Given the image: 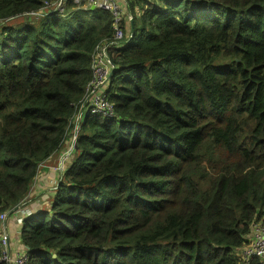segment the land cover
<instances>
[{"label": "trees", "instance_id": "obj_1", "mask_svg": "<svg viewBox=\"0 0 264 264\" xmlns=\"http://www.w3.org/2000/svg\"><path fill=\"white\" fill-rule=\"evenodd\" d=\"M53 1L0 0L7 217L28 210L41 166L67 150L95 50L113 37L108 12L74 0L63 14L44 8ZM123 1L133 27L107 47L113 116L77 123L49 209L21 224L19 255L28 264H259L238 255L253 223L264 225V0Z\"/></svg>", "mask_w": 264, "mask_h": 264}, {"label": "built area", "instance_id": "obj_2", "mask_svg": "<svg viewBox=\"0 0 264 264\" xmlns=\"http://www.w3.org/2000/svg\"><path fill=\"white\" fill-rule=\"evenodd\" d=\"M64 0H54L53 3L45 2L44 8L53 7L59 13H63ZM79 7L86 10L90 7L108 12L112 17L113 37L109 42H102L94 53L92 60V80L86 87V93L84 103L80 109V113L77 118V123H80L83 116L86 114L99 116L102 118H111L113 116V105L106 97L105 91L109 84L110 77L112 75L113 66L110 63L109 52L107 47L121 43L124 40V35L121 29V15L120 8L111 2V0H86V2H80V0H74ZM82 4V5H81ZM43 11H41L42 13ZM75 125L72 133V139L68 143L67 150L61 155V162H58V166L55 171L63 172L66 168L67 162L70 159V155L74 152V146L79 130V126ZM59 158V159H60ZM17 214L16 220L22 223L25 217L30 216L31 212L27 209H20L15 212ZM7 218L5 213L0 215V221ZM2 223V222H1ZM1 245V261L6 264H28L29 258L26 254L19 255L12 258L9 253L8 236L3 233L0 237ZM240 258L242 261L258 260L259 264H264V225L260 222H255L251 228V235L248 240V245L240 252Z\"/></svg>", "mask_w": 264, "mask_h": 264}, {"label": "crops", "instance_id": "obj_3", "mask_svg": "<svg viewBox=\"0 0 264 264\" xmlns=\"http://www.w3.org/2000/svg\"><path fill=\"white\" fill-rule=\"evenodd\" d=\"M66 1V0H64ZM80 2H86V0H80ZM112 3L117 5L120 8V15H121V29L124 35V39H130V34H132V27H133V21L132 18L128 15L126 4L123 0H111ZM80 6V5H78ZM77 8H80L78 7ZM91 8V7H90ZM88 8V9H90ZM49 8H47L48 10ZM82 9V8H81ZM95 10V9H94ZM44 11L42 12V14ZM31 17H38V15H32ZM31 17H25L24 20L28 21L31 20ZM125 19L126 26L123 24V20ZM23 21V20H22ZM128 30V34L125 30ZM124 41V40H123ZM58 158L59 156L54 155L52 158H50L44 165L46 167H52L58 164ZM52 165V166H47ZM41 166V167H45ZM40 172V171H39ZM41 174V175H40ZM38 175V178L35 180V183L31 187L30 194L28 198H26V206L30 212H37L41 210V206L44 204H47V207L49 206V201L46 202L44 199L46 192H52L54 187L56 186V179L57 177H60L55 171L53 170H43L42 173ZM52 194V193H51ZM16 218L17 214H14L13 216H8L6 220V227L0 230V232L3 234L5 233L9 238V253L11 257L13 254L19 253V249H21L20 243H19V224H16ZM2 228V224L1 227Z\"/></svg>", "mask_w": 264, "mask_h": 264}, {"label": "rangeland", "instance_id": "obj_4", "mask_svg": "<svg viewBox=\"0 0 264 264\" xmlns=\"http://www.w3.org/2000/svg\"><path fill=\"white\" fill-rule=\"evenodd\" d=\"M60 14H63V13H60ZM20 22H22V23H29L30 20H28V21L23 20V21H22L21 19H18L16 23H20ZM61 160H62V158H60V159L58 158V162H61ZM58 162H57V163H58ZM67 164H68V162H67ZM43 166H45V165H43ZM47 166H52V165H47ZM57 166H58V164H56L55 166H52V167H46V166H45L44 168L41 167V168H40V172H39V174L42 173L43 170H46V171L53 170V171H55V168H56ZM66 166H67V165H66ZM55 172H56L58 175L61 173V172H58V171H55ZM40 175H41V174H40ZM40 175H39V176H40ZM60 175H61V174H60ZM57 178H58V177H57ZM34 183H35V182H34ZM34 183H33V184H34ZM44 199H45L46 202L49 201L48 203H49V206H50L51 201H52V200H51V199H52L51 192H46V193H45V196H44ZM49 206L47 207V204L42 205L40 211H41V212H45V211H47V210L49 209ZM46 218L49 219L48 216H46ZM6 220H7V218H5L3 221H0V222H2V228H1V230H2L3 228L6 227ZM16 224H17V225L19 224V225H18V226H19V230H18V231L20 232V231H21V227H22V225H21L22 223H21V222L19 223V222L16 220ZM1 236H2V233L0 232V237H1ZM8 244H9V238H8ZM238 256H239V255H238ZM5 264H6V263H5Z\"/></svg>", "mask_w": 264, "mask_h": 264}, {"label": "water", "instance_id": "obj_5", "mask_svg": "<svg viewBox=\"0 0 264 264\" xmlns=\"http://www.w3.org/2000/svg\"><path fill=\"white\" fill-rule=\"evenodd\" d=\"M94 9H95V8H94L93 6L90 8L91 11H93Z\"/></svg>", "mask_w": 264, "mask_h": 264}]
</instances>
